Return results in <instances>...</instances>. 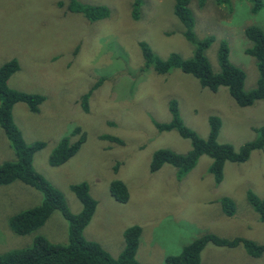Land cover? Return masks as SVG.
<instances>
[{
  "label": "rangeland",
  "instance_id": "obj_1",
  "mask_svg": "<svg viewBox=\"0 0 264 264\" xmlns=\"http://www.w3.org/2000/svg\"><path fill=\"white\" fill-rule=\"evenodd\" d=\"M69 1L105 6L108 14L90 21L72 10ZM188 7L194 37H213L204 51L211 70L218 71L216 52L223 40L229 61L244 72L243 89L253 88L257 71L253 57L244 52L250 42L243 29L263 27L264 0L256 12H251L248 0L228 4L205 0L201 7L190 0ZM132 9V0H0V65L9 60L17 64L6 85L43 96L34 111L20 101L10 111L26 144L44 142L32 155L33 168L62 193L74 213L81 206L68 185L84 182L88 186L96 203L84 236L98 240L109 254L119 253L125 230L137 226L134 253L139 264H163L166 255L180 252L204 234L264 244V220L257 218L247 199L248 192L264 196V144L242 162H225L217 183L208 171L211 159L206 155L178 178L168 164L155 171L148 168L157 149L183 154L189 148L188 138L153 125V121L170 119V99L176 101L182 123L200 137L208 133V116H217L216 140L231 144L234 150L253 140L254 129L264 125V99L240 107L224 86L202 87L179 68L165 73H157L152 66L143 68L140 42L162 60L171 52L187 58L193 45L173 14V0H142L136 17ZM85 93L88 97L82 105ZM75 126L85 135L73 157L49 166L47 157L60 138L69 135L70 142L79 138L71 134ZM99 135L118 137L123 144L99 139ZM12 158L0 129V162ZM113 179L127 188L124 202L109 194ZM223 197L232 202L230 212L221 205ZM40 199L39 192L19 180L0 185V253L28 246L38 234L52 242L65 240L66 221L57 211L35 231L22 236L11 232L9 218ZM198 261L264 264V250L252 257L242 243L229 247L209 241Z\"/></svg>",
  "mask_w": 264,
  "mask_h": 264
},
{
  "label": "trees",
  "instance_id": "obj_2",
  "mask_svg": "<svg viewBox=\"0 0 264 264\" xmlns=\"http://www.w3.org/2000/svg\"><path fill=\"white\" fill-rule=\"evenodd\" d=\"M201 7L205 0H194ZM252 2L251 12H256L261 7V0H248ZM190 0H173V14L183 26L184 37L192 43L193 49L189 57L183 58L176 52H171L165 59H159L145 44L140 42L143 68L152 66L157 73H165L171 68H179L182 72L192 75L202 87L216 90L220 86L227 88L232 100L240 107L250 106L255 101L264 99V25L246 26L243 34L250 42V46L244 52L253 57L257 78L253 88L243 89L244 72L233 65L228 59V47L225 41H220L216 52L218 71L213 72L208 63L204 51L213 40L211 35L201 39L194 37L192 27L194 19L188 7ZM142 0H132V13L136 17L137 8ZM217 4H228L229 0H216ZM71 9L81 12L90 21L101 19L108 14L105 6H92L84 3L74 5ZM17 70L14 60H9L0 65V129L9 142L13 152V158L0 162V185L19 180L41 194V199L36 204L16 212L9 218V228L12 233L22 236L35 231L50 216L52 211H57L66 221V238L63 242L49 241L46 236L35 235L28 246L7 250L0 253V264H139L135 258L134 249L138 242L139 228L128 227L124 232V246L116 257H111L98 243V240L87 239L84 230L87 228L93 213L96 201L88 193L87 185L82 182L70 183L68 188L72 190L80 203V210L71 212L62 193L48 183L45 178L32 166V155L36 150L44 146L43 141H35L26 144L23 141L20 130L11 118V108L16 102H24L34 111L43 100L40 94H27L18 92L6 85L10 74ZM101 80V79H100ZM81 99L82 105L88 95L85 93ZM167 109L170 119L167 122L153 121L154 127L159 130H174L182 138L189 139V148L179 154L170 149L160 148L153 151L148 168L157 170L162 164L175 167L176 177L185 175L193 167L201 155L211 159L208 171L213 175L215 183L222 177V167L225 162H242L247 159L249 152L259 149L264 144V125L255 128L256 135L253 140L246 141L234 150L232 145L216 140L217 130L220 126L219 118L215 115L208 116V133L205 137L198 136L193 130L182 123L176 101L170 99ZM79 134V138L70 142L69 135L59 139L54 149L47 157V163L51 167L64 164L76 151L84 140V132L79 126H75L71 134ZM99 139H106L117 144L123 141L114 136L99 135ZM117 169V164L113 167ZM180 179V178H179ZM110 196L119 202H124L128 197L125 184L119 179H113L109 183ZM247 199L257 214V218L264 220V196L257 198L251 192L247 193ZM221 205L226 212L232 210L231 200L223 197ZM211 241L214 244L235 246L242 243L252 257H259L264 250V244H255L252 241L239 237L225 239L212 234H204L186 244L180 252L164 257L163 264H198L199 253L202 247Z\"/></svg>",
  "mask_w": 264,
  "mask_h": 264
},
{
  "label": "clouds",
  "instance_id": "obj_3",
  "mask_svg": "<svg viewBox=\"0 0 264 264\" xmlns=\"http://www.w3.org/2000/svg\"><path fill=\"white\" fill-rule=\"evenodd\" d=\"M175 169V167H173ZM108 253V252H107ZM109 254V253H108ZM111 257H116L118 255V253H114V254H109Z\"/></svg>",
  "mask_w": 264,
  "mask_h": 264
}]
</instances>
